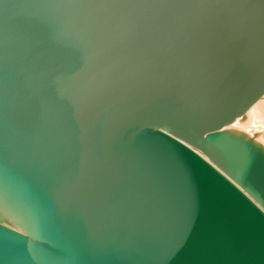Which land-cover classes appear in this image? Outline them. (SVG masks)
Returning <instances> with one entry per match:
<instances>
[{
    "label": "water",
    "instance_id": "1",
    "mask_svg": "<svg viewBox=\"0 0 264 264\" xmlns=\"http://www.w3.org/2000/svg\"><path fill=\"white\" fill-rule=\"evenodd\" d=\"M264 0H0V264H264Z\"/></svg>",
    "mask_w": 264,
    "mask_h": 264
},
{
    "label": "bare ground",
    "instance_id": "2",
    "mask_svg": "<svg viewBox=\"0 0 264 264\" xmlns=\"http://www.w3.org/2000/svg\"><path fill=\"white\" fill-rule=\"evenodd\" d=\"M258 100L248 108L244 118L237 117L225 128H231L233 126L234 129L243 131L249 136H254L255 140L264 145V106H261Z\"/></svg>",
    "mask_w": 264,
    "mask_h": 264
},
{
    "label": "rangeland",
    "instance_id": "3",
    "mask_svg": "<svg viewBox=\"0 0 264 264\" xmlns=\"http://www.w3.org/2000/svg\"><path fill=\"white\" fill-rule=\"evenodd\" d=\"M258 101H259V104L261 106H264V95ZM241 123H242V121H241ZM241 123L239 122V124H241ZM239 124H237V125H239ZM231 128H234V127L232 126Z\"/></svg>",
    "mask_w": 264,
    "mask_h": 264
}]
</instances>
